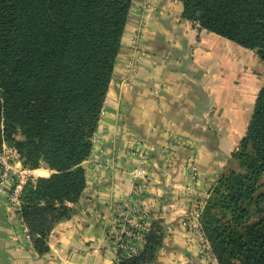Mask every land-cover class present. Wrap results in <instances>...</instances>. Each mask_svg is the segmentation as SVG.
Segmentation results:
<instances>
[{
	"label": "trees",
	"instance_id": "trees-1",
	"mask_svg": "<svg viewBox=\"0 0 264 264\" xmlns=\"http://www.w3.org/2000/svg\"><path fill=\"white\" fill-rule=\"evenodd\" d=\"M182 18L264 63V0H178ZM132 0H0V151L49 177L23 188L20 217L39 255L71 220L93 150ZM205 203L202 232L218 264H264V86L241 146ZM165 232L116 264H154Z\"/></svg>",
	"mask_w": 264,
	"mask_h": 264
},
{
	"label": "crops",
	"instance_id": "crops-1",
	"mask_svg": "<svg viewBox=\"0 0 264 264\" xmlns=\"http://www.w3.org/2000/svg\"><path fill=\"white\" fill-rule=\"evenodd\" d=\"M144 3L153 10L144 9L148 12L145 22L149 28L137 42L140 49L134 55L132 46L130 51L126 48L127 40L140 26L139 6ZM182 12L178 0H133L119 53L120 64L115 66L95 136L99 140V135L105 132L106 140L120 135L160 139L170 132L174 135L177 132L182 138L200 145V158L209 161L210 172L216 170V164L220 162L214 151H209L203 144L210 141L205 128L217 126L225 131L221 141L226 154L220 158L226 160L236 150L253 114L252 109L247 118L248 108L241 86L233 85V78L239 76L238 70L242 67L243 48L199 30L198 26L194 28L182 18ZM127 53L129 71L123 73L121 58ZM104 148L111 149V146L104 143ZM94 152L97 154L93 145L84 166L90 164ZM178 156H187V151L179 149ZM217 167L224 175L231 164L226 166L225 161ZM42 171L49 172L39 169L32 173ZM108 172L109 176H105L100 187L87 182L83 196L75 206L77 214L51 232L49 252L45 255H39L28 243L21 221L10 211L6 195L0 192V264H115L105 252V231L101 219L97 220L92 214L90 199L95 201L98 209L105 210L108 205L113 207V200L122 202L130 190V178L124 172ZM184 245L182 235L173 233L167 241V249H163L167 259L175 253L186 252ZM197 262L195 258V264ZM182 264H188L187 260Z\"/></svg>",
	"mask_w": 264,
	"mask_h": 264
},
{
	"label": "rangeland",
	"instance_id": "rangeland-1",
	"mask_svg": "<svg viewBox=\"0 0 264 264\" xmlns=\"http://www.w3.org/2000/svg\"><path fill=\"white\" fill-rule=\"evenodd\" d=\"M144 9L146 11L150 9L147 3L139 6L142 21L127 40L129 45L126 48L130 51L132 46L134 55L140 49L137 42L143 39L149 28L148 22H145L148 12L146 13ZM150 10H153L152 7ZM189 23L194 28L197 27L192 22ZM197 28L202 30L199 26ZM241 50L243 52L242 67L239 68L240 72L238 70L241 78L239 76L233 78L235 80L233 85L241 86V93L245 97L244 102L248 108V118V114L250 115L251 110H254L257 95L264 86V63L260 61L256 52ZM125 58H121L123 73L129 71L128 53ZM119 60L118 56L116 65L120 64ZM205 131H208L210 141L203 144L209 148V151H214L219 158L218 163L226 161V166L232 164V158L238 152L246 132L236 145V150L231 153V157L223 160L220 157L226 153L222 149L221 140L225 131L217 126L205 128ZM99 136L101 138L98 140L95 136L93 142L97 154L93 153L94 157L91 158L88 166L83 165L86 181L89 184L96 183L100 187L105 181V176H109L108 171L112 174L124 172L130 178V190L123 196L122 202L113 200V207L108 205L105 210H101L94 205L95 201L90 199L93 213L85 211L86 214H94L97 220L101 219L106 237L103 241L107 250L105 252L112 257L113 262L116 264L127 257L137 255L145 244L151 224L158 222L164 228L165 240L154 264H182L186 260L188 264H195V258L198 261L197 264H218L202 232L200 216L212 188L222 176L220 167H217L219 164H216V170L211 169L208 172L210 163L207 160H201V154L198 152L200 145L191 142L188 138L187 140L185 137L182 138L177 132L175 135L170 132L160 139L146 136L127 138L125 135H120L121 137H109L110 139L106 140L105 132ZM104 143H108L111 149L104 148ZM9 149L14 150L4 144L2 150ZM179 149H185L187 156L179 158ZM13 155L14 157L11 154L10 163H21L18 154ZM18 171L24 177L25 185L30 180L51 175V172L49 174L47 171L33 174L32 171L19 165ZM108 182L111 185L112 181ZM10 211L16 217L18 216L15 210L10 209ZM175 232L183 237L186 251H183V254L186 255L175 253L167 259L165 254L167 241ZM28 243L32 246L31 238Z\"/></svg>",
	"mask_w": 264,
	"mask_h": 264
},
{
	"label": "built area",
	"instance_id": "built-area-1",
	"mask_svg": "<svg viewBox=\"0 0 264 264\" xmlns=\"http://www.w3.org/2000/svg\"><path fill=\"white\" fill-rule=\"evenodd\" d=\"M103 113V112H102ZM94 142V139H93ZM15 150H2L0 152V192L5 194L9 203V209L15 210L18 219L21 221V202L20 196L22 194L23 188L25 186L24 177L18 171V165L21 163H10L13 154H16ZM12 154V156H11ZM18 164V165H17ZM22 168V167H21ZM23 231L25 233V238L30 242V236L28 230L23 225Z\"/></svg>",
	"mask_w": 264,
	"mask_h": 264
}]
</instances>
